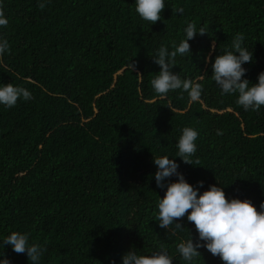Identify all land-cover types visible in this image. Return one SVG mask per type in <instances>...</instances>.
<instances>
[{
	"label": "trees",
	"instance_id": "1",
	"mask_svg": "<svg viewBox=\"0 0 264 264\" xmlns=\"http://www.w3.org/2000/svg\"><path fill=\"white\" fill-rule=\"evenodd\" d=\"M161 19L140 18L134 0H0V82L30 90V100L0 105V237L29 233L44 248L40 264H121L130 248L163 244L173 264H188L176 244L195 240L193 222L167 232L156 220L153 157L177 153L184 126L198 131L193 163L175 157L193 185L221 183L226 197L264 201V106L245 110L238 93L221 94L211 63L236 33L253 59L244 76L264 70V0H165ZM197 33L173 71L200 83L161 96L150 80L161 45L174 49L188 22ZM205 57L208 59L206 60ZM199 164V165H196ZM170 179L175 180L173 176ZM198 186V185H197ZM190 211V209L188 210ZM171 227V226H170ZM12 264L26 253L3 249ZM195 264H223L206 248Z\"/></svg>",
	"mask_w": 264,
	"mask_h": 264
},
{
	"label": "clouds",
	"instance_id": "2",
	"mask_svg": "<svg viewBox=\"0 0 264 264\" xmlns=\"http://www.w3.org/2000/svg\"><path fill=\"white\" fill-rule=\"evenodd\" d=\"M46 2L47 0H38V7L44 8ZM134 4L140 18L152 23L161 19L162 9L166 6L165 0H134ZM6 24V17L0 13V26ZM197 33L204 34L206 31L203 27L197 29L194 22L190 21L184 28V36L174 49L169 50L161 45L151 55L160 66L157 74L150 80L151 87L157 94L163 96L170 90L182 89L188 92L192 100L200 97V83L181 78L178 72L173 71L175 56L191 52L189 41ZM8 50L9 41L0 34V54ZM252 59L253 51L244 46V35L236 33L230 47L222 49L211 63L212 79L220 93H238L236 103L245 110H258L264 106V70L258 73L255 83L244 76L247 69L243 65ZM18 98L30 100L32 94L20 85L0 82V105L11 107L17 103ZM197 136L195 128L184 126L176 140V155L153 157L157 169L154 173L155 182L158 187L165 189L164 195H159L157 201L156 220L167 232L174 233L175 229L184 228L174 218L183 217L187 213V221L194 223L198 235L194 240L190 232L187 239H181L176 244V251L188 264H195V258L201 255V247L218 255L223 264H264V201L260 202L258 210L251 198L226 197L225 185L220 182L209 184L201 191L203 180L197 182L198 186L193 185L179 171V163L175 157L193 163L190 156L196 151ZM173 176L176 177L175 180L170 179ZM5 245H10L17 253H26L31 264H40L44 248L31 241L29 233L11 231L0 237V249ZM173 259L168 249L163 244H158L150 252L130 248L122 254L121 264H173ZM0 264H12L3 250L0 251Z\"/></svg>",
	"mask_w": 264,
	"mask_h": 264
}]
</instances>
